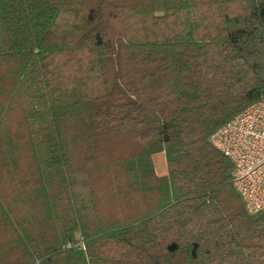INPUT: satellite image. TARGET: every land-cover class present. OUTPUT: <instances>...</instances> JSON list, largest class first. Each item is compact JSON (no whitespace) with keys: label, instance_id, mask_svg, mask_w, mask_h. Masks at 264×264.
I'll return each instance as SVG.
<instances>
[{"label":"trees","instance_id":"trees-1","mask_svg":"<svg viewBox=\"0 0 264 264\" xmlns=\"http://www.w3.org/2000/svg\"><path fill=\"white\" fill-rule=\"evenodd\" d=\"M257 99L264 0H0L17 264H264V210L208 139Z\"/></svg>","mask_w":264,"mask_h":264},{"label":"built area","instance_id":"built-area-1","mask_svg":"<svg viewBox=\"0 0 264 264\" xmlns=\"http://www.w3.org/2000/svg\"><path fill=\"white\" fill-rule=\"evenodd\" d=\"M210 143L233 164L232 180L246 210H264V99L250 102L211 131Z\"/></svg>","mask_w":264,"mask_h":264},{"label":"rangeland","instance_id":"rangeland-1","mask_svg":"<svg viewBox=\"0 0 264 264\" xmlns=\"http://www.w3.org/2000/svg\"><path fill=\"white\" fill-rule=\"evenodd\" d=\"M157 157L158 160L155 159ZM159 159H161L162 161L160 162ZM153 160H155V169L160 170V167L162 165L163 168L166 169L163 152L155 153V155L153 156ZM6 189H4L6 192L11 193L8 186L6 187ZM1 219L2 218L0 217V264H17L20 261L21 256H25V249L23 248L21 243L19 244V242L15 240V235L18 234H14L10 228L8 229L7 227H5V224Z\"/></svg>","mask_w":264,"mask_h":264},{"label":"crops","instance_id":"crops-1","mask_svg":"<svg viewBox=\"0 0 264 264\" xmlns=\"http://www.w3.org/2000/svg\"><path fill=\"white\" fill-rule=\"evenodd\" d=\"M155 155V153L153 154V156ZM153 156H152V160H153ZM155 159H157L158 160V157L157 158H155ZM159 161L161 162L162 160L161 159H159ZM153 163H154V167H155V160H153ZM161 164V163H160ZM160 167V166H159ZM156 171L155 172H157L158 174H165L166 172V169H164L163 168V165L160 167V170H158V169H155Z\"/></svg>","mask_w":264,"mask_h":264}]
</instances>
